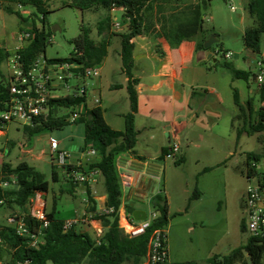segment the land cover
<instances>
[{
    "label": "rangeland",
    "instance_id": "rangeland-1",
    "mask_svg": "<svg viewBox=\"0 0 264 264\" xmlns=\"http://www.w3.org/2000/svg\"><path fill=\"white\" fill-rule=\"evenodd\" d=\"M249 1L199 0L202 12L201 34L205 37L217 35L218 54L214 57L216 62L210 60L202 69L198 71L195 69L196 82L193 87L201 92L208 86H214L221 96L222 105L207 107L210 121L204 142H198L199 144L194 142L187 147L185 141L182 150L170 155L166 162L161 163L158 171L160 180L157 181V188L168 202V248L172 263L207 264L211 256L228 254L246 243V235L240 230L241 221L246 217L241 201L246 196L249 184L256 183L257 178L248 181L244 174V162L247 153L257 154L260 157L258 171L264 173V130L251 132L247 128L240 138H237L236 130L231 126L232 118L238 112L233 100V89L238 90L241 101H245L251 95L256 110L260 107L261 101L257 90L258 83L253 77L251 76L248 82L233 79L228 67L242 66L243 70L256 75V60L264 57V35L261 55L244 46V30L254 25V19L246 9ZM2 2L0 42L13 53L15 47L19 45L21 31L31 29L34 25L42 26V14L30 5L19 9L20 3ZM197 2L198 0H157L153 4L150 18L161 26L164 21L169 24L176 18L183 19L186 8ZM47 9L49 13L46 27L51 31L54 27L60 29L52 32L50 37L53 42L47 45L46 53L42 55L47 60L69 57L75 50L73 40L80 34L81 27L90 28L91 37L100 41L101 37L97 32L98 22L108 14L120 19V12L107 13L103 10L83 12L64 0H52L48 3ZM126 28L117 31L111 22L109 33L114 37L124 32ZM228 52L232 53V57L225 59L223 54ZM105 64L102 71L104 96L110 98L112 95H109L106 89L107 84H120L122 77L119 71L113 72L110 69V65L114 67L119 65L118 57L114 53L109 55ZM0 70L8 78L7 62H3ZM93 79L96 78L87 81ZM77 83L75 79L69 81L70 86ZM54 93L66 96L68 91L62 87ZM118 96V102L106 112L108 119L116 111H120V95ZM95 97L100 96L94 91L88 103L92 105ZM241 126L242 122H236V127ZM84 130V125L77 122L64 128L44 129L37 134L29 135L21 123L11 122L6 127V135H0L2 148L0 167L4 162L13 167L26 162L43 173L45 180L49 182V190L45 195L46 210L64 222L78 218L84 212L87 195L83 192L82 186L71 187L68 176L61 167L52 166L49 141L59 142L60 150L70 152L71 161H76L84 144ZM53 170L59 175L57 182L53 180ZM96 190L98 194L104 193L103 184H99ZM135 206L145 211L150 209L147 203L137 202ZM18 212L14 205L0 207V225L9 226L8 218L19 215ZM190 226L194 228L193 232L189 230ZM9 261L10 254L3 245H0V263L8 264Z\"/></svg>",
    "mask_w": 264,
    "mask_h": 264
},
{
    "label": "trees",
    "instance_id": "trees-1",
    "mask_svg": "<svg viewBox=\"0 0 264 264\" xmlns=\"http://www.w3.org/2000/svg\"><path fill=\"white\" fill-rule=\"evenodd\" d=\"M6 3H20L21 6L30 5L42 14V26L34 25L30 32L34 38L19 51L21 62L25 67L31 65L38 57L45 55L52 31L46 27L48 3L52 0H1ZM77 6L81 11L103 10L111 13V9L124 7L123 18L128 19L126 30L120 34L121 63L127 81V92L130 102V112L124 116L125 126L123 131L112 129L104 118V111L100 107L91 108L79 121L84 125V144L81 150L94 148L97 158L90 164V168L100 170L103 176V188L106 195L105 205L113 208L114 213L109 215L94 216L100 220L105 229L98 240L89 233L80 232L78 228L64 229V221L57 219L54 213H47L49 224L42 227V223L31 216L29 207L33 198L38 193H47L49 182L44 174L26 162L19 163L15 167L4 162L0 167V175H8L16 178L17 185L13 188L0 190V199L5 204L0 206H15L19 215L24 216L25 225L30 234L39 237L37 246L29 244L30 237H22L10 226L0 225V238L3 246L10 254L8 264H143L148 253V243L151 233L168 224V202L162 194H157L152 199V206L157 213V218L147 231L137 237H127L119 227V210L122 205V190L117 172L116 162L118 156L125 152H132L137 143L138 131L135 120L138 113V79L133 74V48L131 42L137 36L152 31L155 23L150 18L153 4L157 0H64ZM250 17L254 19V25L248 27L244 33V46L253 53L261 55L262 36L264 35V0H250L246 7ZM23 19L22 15L17 12ZM202 12L199 0L196 4L188 6L185 16L181 21L166 23L161 30L166 37L182 35L184 38H192L202 32ZM24 20V19H23ZM112 16L108 14L98 22L97 32L99 36L110 34ZM168 26V27H167ZM90 28L81 27L80 34L73 40L74 52L64 59H52L50 62H75L84 67L102 64L107 56L109 42L104 38L96 41L91 37ZM206 38L200 42L198 49H203ZM12 53L0 45V62H4ZM1 67V65H0ZM228 69L234 79H243L247 82L252 76L251 72L237 70L229 65ZM10 80L0 70V111L10 102ZM120 86H114V88ZM260 101H264V85L259 88ZM233 99L238 112L234 116L232 126L236 130L239 139L248 128L251 132L264 130V107L254 108L253 99L245 105L240 102L237 89H233ZM87 102V94H70L53 98L50 102V111L41 117L34 119V126H25L29 135L37 134L44 129L64 128L71 124L68 110L77 104ZM242 122L241 127H236V122ZM260 157L255 153H247L244 162V174L252 178L258 175L257 170ZM53 180L57 182L59 176L53 170ZM70 182V181H69ZM71 183V182H70ZM72 187H76L71 183ZM87 198L90 204L86 212L96 210V201L91 197L90 189L86 188ZM244 210V200L241 201ZM128 213L134 211L130 206L125 207ZM240 230L246 235V243L231 250L228 254H216L207 260V264H264V237H253L246 233L245 218L242 219ZM171 264H198L197 262H183Z\"/></svg>",
    "mask_w": 264,
    "mask_h": 264
},
{
    "label": "crops",
    "instance_id": "crops-1",
    "mask_svg": "<svg viewBox=\"0 0 264 264\" xmlns=\"http://www.w3.org/2000/svg\"><path fill=\"white\" fill-rule=\"evenodd\" d=\"M120 19H123L122 12H120ZM181 20L179 18L174 19L175 22ZM123 22L127 27V21L123 19ZM166 22L164 21L162 25ZM103 36L109 42V47L107 56L101 64L102 71L106 65L105 61L111 53H114L118 57L119 65L117 67L110 65V69L113 72L119 71L122 81L120 84L108 83L106 89L112 96L105 98V85L101 71L100 77L87 81V96L89 99L94 91L97 92L101 98L100 108L104 111L107 124L112 129L123 131L124 116L130 112V102L126 87L128 79L122 70L120 37L117 35L112 37L111 33ZM103 36H100L101 39ZM203 38L207 40L209 37H205L201 33L192 38H184L181 34L166 37L161 30V25L155 24L152 31L137 36L131 41L134 45L133 74L138 79L139 107L135 120L138 137L134 151L120 154L116 162L122 190V208L130 206L134 210H144L141 207H136L135 203H152L153 197L161 193V190L157 188V183L160 180L158 171L161 168V163L166 162L167 158L172 155V144L179 142L180 150H182L185 141L187 147L194 142H204L210 121L206 111L207 107L209 105L214 107L222 105L221 96L214 86H208L205 91L201 92L196 91L193 87L194 82H196L195 69H197L196 71L202 69L210 60L216 62L214 51L210 57L211 51L201 53L198 49ZM0 45L11 52L4 43L0 42ZM234 68L245 71L242 66ZM114 86H120V88H114ZM257 90L259 93V87ZM118 95H120V111H116L108 119L106 112L110 111L118 102ZM250 99H252L251 95L245 101L240 100V102L245 105ZM89 105L93 106V104ZM80 159L81 156L72 162H77ZM64 173L66 174L65 171ZM100 184H103V178ZM82 189L87 195L85 187L82 186ZM45 195L46 193L37 196V200L38 204L44 203V209L47 212ZM101 195L102 200L96 201L97 207L106 201V195L104 193ZM86 207L87 204L80 216L88 213ZM100 226L103 228L101 223L88 222L80 225L78 229L80 232L89 233L96 237L95 228ZM103 230L105 231L104 228ZM189 230L193 232L194 228L190 226Z\"/></svg>",
    "mask_w": 264,
    "mask_h": 264
},
{
    "label": "built area",
    "instance_id": "built-area-1",
    "mask_svg": "<svg viewBox=\"0 0 264 264\" xmlns=\"http://www.w3.org/2000/svg\"><path fill=\"white\" fill-rule=\"evenodd\" d=\"M3 2L0 1V7ZM19 9L22 7L18 5ZM112 13L124 12V7L114 6L111 9ZM127 21L128 19L123 18ZM123 19H118L112 14V24L115 30L122 31L126 26ZM31 29L21 31L18 41L19 46L15 49L11 56L5 59L7 62L8 79L10 80V102L1 110L0 115V135H6V127L11 122H19L23 126H34V119L47 114L51 107L50 102L53 98L59 97L55 95V91L64 87L68 94H87V80L98 78L101 75V64L91 67H84L75 62H50L46 58L40 56L31 65L25 67L21 62L19 51L33 38L34 34ZM52 38H48V44L52 43ZM218 54L217 49L214 50ZM225 59H230L232 53L223 54ZM3 62H0L2 65ZM255 67L257 74L254 75V80L258 83V87L264 85V57L261 56L256 60ZM75 79L77 85L70 86L69 81ZM101 106V98L95 97L93 106L87 102L72 106L68 110L69 121L72 123L79 122L91 108ZM264 107V101L260 104ZM50 155L52 158V166L61 167L66 172L69 181L75 186H85L90 189L91 197L95 201L102 200V195L97 193L96 187L100 184L103 178L100 170L90 168V164L97 158V152L94 148L86 150L80 149L81 159L77 162L71 161V153L66 150H60L59 142L55 140L49 141ZM2 148L0 147V151ZM172 154L175 155L180 151V143L174 142L171 147ZM2 166V164H1ZM258 170V166H257ZM253 178H257L256 183H250L246 196L244 198V211L246 233L253 237H264V173L254 175L252 178L247 177L250 182ZM17 185L16 178L8 175H0V190L13 188ZM43 193H38L32 200L30 213L33 218L42 223V227L49 224L47 212L44 209V203L38 204L37 196ZM103 206L96 207L95 212L85 213L78 218L64 222V229L68 230L73 227L78 228L80 225L88 222H98L100 220L93 219L94 216L109 215L114 213V209L107 207L105 201ZM3 198L0 199V206L4 205ZM87 206L90 204L89 198L86 200ZM149 211H146V219L135 221L132 214L128 213L126 208L120 207L119 210V227L127 237H137L144 234L147 229L153 224L157 218V213L149 202ZM9 226L16 230V233L22 237H30L29 244L33 247L37 246L39 237L32 235L25 225L23 215H12L8 218ZM96 229V239L98 240L104 233L100 226ZM168 227L155 229L149 238L148 253L143 264H171L168 248ZM3 244L0 238V245ZM2 264V263H0Z\"/></svg>",
    "mask_w": 264,
    "mask_h": 264
},
{
    "label": "water",
    "instance_id": "water-1",
    "mask_svg": "<svg viewBox=\"0 0 264 264\" xmlns=\"http://www.w3.org/2000/svg\"><path fill=\"white\" fill-rule=\"evenodd\" d=\"M56 31H60L59 28L54 27L52 29V32H56ZM218 43V40L215 36H212L210 39H208L207 41L204 42L203 44V49L200 50L201 53H208L210 52V57L212 55V51H214L216 49V45ZM132 218L135 221H142L146 219V211L144 210H134L132 212Z\"/></svg>",
    "mask_w": 264,
    "mask_h": 264
},
{
    "label": "flooded vegetation",
    "instance_id": "flooded-vegetation-1",
    "mask_svg": "<svg viewBox=\"0 0 264 264\" xmlns=\"http://www.w3.org/2000/svg\"><path fill=\"white\" fill-rule=\"evenodd\" d=\"M210 38H211V37L207 38V40L210 39ZM207 40H205V41H207Z\"/></svg>",
    "mask_w": 264,
    "mask_h": 264
}]
</instances>
